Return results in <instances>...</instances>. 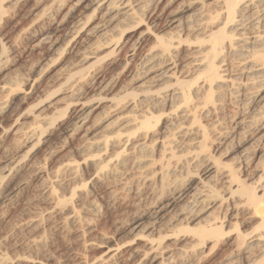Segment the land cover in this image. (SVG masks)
Here are the masks:
<instances>
[{"label": "bare ground", "instance_id": "obj_1", "mask_svg": "<svg viewBox=\"0 0 264 264\" xmlns=\"http://www.w3.org/2000/svg\"><path fill=\"white\" fill-rule=\"evenodd\" d=\"M31 36L36 76L15 68ZM0 120L12 136L0 180L13 152L55 160L33 170L51 216L67 210L65 224L82 227L135 204L115 222L127 239L98 264H203L219 251L213 264H264V0H0ZM13 261L0 250V264Z\"/></svg>", "mask_w": 264, "mask_h": 264}, {"label": "rangeland", "instance_id": "obj_2", "mask_svg": "<svg viewBox=\"0 0 264 264\" xmlns=\"http://www.w3.org/2000/svg\"><path fill=\"white\" fill-rule=\"evenodd\" d=\"M18 9H16L15 11H17ZM14 11V14L16 15V16H18L17 17V19L18 20H20L21 22H25L26 21V15L24 16L23 14H25V11H23V12H21V11H17V14H16V12ZM19 12V13H18ZM19 14V15H18ZM9 30V31H8ZM7 32L10 34V33H12V31H11V28L9 27V29H7ZM10 35H12V34H10ZM29 38H33L32 36L31 37H29ZM30 40H31V42H30ZM34 40V41H33ZM26 41H28V39L27 38H23L22 40H20L19 41V44H20V42H21V45H19V47L22 49V50H20V48L18 49V46H17V48H16V51H15V60H16V66H15V68H18L19 67V70L20 71H23V73L25 74L26 73V75H32V76H36V74H32L31 73V69L33 68V66L35 65L34 63V61H36L37 62V60H38V58L40 57V55L42 56V51H39V50H37V51H34L33 49H32V46L34 45V42L36 41V38L34 37L33 39H29V41L28 42H26ZM27 45H25V44ZM29 43H31V44H29ZM24 44V45H23ZM33 44V45H32ZM30 47V48H29ZM25 50V51H24ZM21 52H22V55H21ZM39 52V53H38ZM37 53H38V55H37ZM41 53V54H40ZM35 54V55H34ZM18 55V56H17ZM21 55V56H20ZM16 56H17V58H16ZM38 57V58H37ZM31 58V59H30ZM19 60V61H18ZM28 60V61H27ZM26 61V62H25ZM32 62V63H31ZM18 63V64H17ZM20 64V65H19ZM24 64V65H23ZM23 68V69H26V71L25 70H23V69H20V68ZM25 67V68H24ZM29 69H30V71H29ZM57 69H58V66H55L54 68H51V69H45L46 70V72H45V70H43L42 72V77L44 78V79H46V78H48V77H51L56 71H57ZM28 70V71H27ZM25 71V72H24ZM27 72L29 73V74H27ZM31 73V74H30ZM49 73V74H48ZM46 74V75H45ZM61 119L62 118H60L59 119V121H61ZM2 123V124H1ZM3 125V126H2ZM10 124H8L7 122L6 123H4V122H1V120H0V134L1 135H3V136H1L0 135V138H6V139H1L0 140V146L2 145V144H4L3 142H7V141H9V139H11L12 138V136L11 135H8L7 133H4V132H1V131H3V128H5L6 126L8 127ZM54 126H55V128H54ZM53 127H51L45 134H44V136H46V137H49V138H51V141H50V145H52V147H58V146H60V144L62 143V139H60V138H56V137H58L57 135H58V131H57V129L56 128H58V126H57V124L56 125H54ZM57 126V127H56ZM2 127V128H1ZM56 129V130H55ZM52 130H54V133H53V131ZM52 131V132H51ZM56 132V133H55ZM4 133V134H3ZM48 134V135H47ZM52 134V135H51ZM4 136H7V137H4ZM52 139H54V140H52ZM55 139L57 140V141H55ZM5 140V141H4ZM58 140H59V142H58ZM55 143H57V144H55ZM59 144V145H58ZM32 151V152H31ZM36 151V150H35ZM34 150H30V151H25L26 152V154L24 155L23 153H25V152H23V153H19V154H17V153H15V152H13V155H12V158L14 159V161H16V162H20L19 164L18 163H16L17 165H15V168L13 169V171H12V173L10 174V176L8 177L7 176V178L5 177V178H2L1 180H0V184H1V182H2V185H3V187L4 188H8L9 187V185H12V186H10V187H13L14 188V186H16V185H20V186H22L23 188H24V190H23V192L24 191H26V192H24V195H23V192H22V195L24 196V198H23V196H21V198L19 199V198H16L15 196H14V192H12V189L13 188H11L10 190H7V189H5L4 190V188L3 187H1L2 185H0V188L2 189V191H3V193H0V194H2L1 196L2 197H0V209H1V211H2V213L0 212V217L2 218L1 219V221L2 220H5V221H2V222H0V230L2 231V232H0V250L7 256V257H9V259L10 260H14L15 259V261H13V263L14 264H16L18 261V263L17 264H20V263H22V264H81V262H82V264H98L101 260H103V259H105V260H107L108 258H110L112 255V251H113V249H114V246H115V244L114 243H120V242H122L123 240H125V239H127V237L128 236H126L125 234H123V233H120L119 231H116L117 230V228H118V224L117 223H115L116 221H117V219L119 218H122L123 216H122V214H121V209H123V208H125L126 206L127 207H132L133 208V206L135 207V204H133L132 203V205H129V203H130V201H127L126 200V202L123 200H120L119 201V203L121 204H117L118 206H116L117 207V210H114V212H110V214L109 213H107L106 211H104L100 216L102 217V218H100V216H97V217H94V216H92L91 215V213H89V215L87 216V214H86V216H84V217H86L88 220H86V221H88V222H84L82 225L84 226V228H82L81 227V225L80 226H78V225H72V224H70V223H68V225H67V223L65 224V221H63L64 219H65V212L66 213H68L69 211H64V212H57V213H55V214H53V216H51L50 215V213H49V211H47V209H49V207H45V205H48V203H47V201H45L46 200V196H45V192H46V190H45V188L43 187V186H41V183H40V180H39V178L35 175L36 174V172H35V174H34V171L36 170V168L37 167H39L42 163H43V161L45 160V161H47V162H45L44 161V163L43 164H47V168H52L54 165V163H55V160L50 156V157H48L49 155H48V152L47 151H45V149H43L42 150V152H43V154H41L42 152H41V150H37V152H35ZM35 152V153H34ZM40 152V153H39ZM21 154H22V156H21ZM31 154V155H30ZM36 154V155H35ZM17 155V156H16ZM23 155H24V157H23ZM32 155H34V156H32ZM38 155V156H37ZM27 157V158H26ZM28 157H30V158H28ZM48 157V158H47ZM52 158V159H51ZM18 159H20V160H18ZM36 159H37V161H36ZM39 159V160H38ZM26 160V161H25ZM29 160V161H28ZM50 160V161H49ZM23 161H25V162H23ZM38 164V165H36L35 164V162ZM40 161V162H39ZM23 162V163H22ZM31 162H32V165H31ZM42 162V163H41ZM50 162V163H49ZM52 162V163H51ZM54 162V163H53ZM25 163H27L26 165H25ZM28 163H30V164H28ZM35 164V166L33 167V165ZM39 163H41V164H39ZM23 166V167H22ZM31 166V167H30ZM21 169H20V168ZM28 167H30V168H28ZM19 168V169H18ZM29 170V171H28ZM34 170V171H33ZM14 171H16V172H14ZM21 171V172H20ZM24 171V172H23ZM25 171H26V173H25ZM33 171V172H32ZM23 172V173H22ZM20 173V174H19ZM34 175H33V174ZM16 174H18V175H16ZM14 175V176H13ZM16 176V177H15ZM21 178H20V177ZM11 177V178H10ZM18 177V178H17ZM31 177V178H30ZM20 178V179H19ZM37 178V179H36ZM9 179V180H8ZM10 179H11V181H10ZM15 179V180H14ZM18 181H17V180ZM25 180V181H23V180ZM6 180V181H5ZM8 180V181H7ZM27 180H28V182H27ZM30 180H31V182H30ZM5 181V182H4ZM16 181V182H15ZM22 183H21V182ZM10 182V183H9ZM12 182V183H11ZM24 182V183H23ZM27 182V183H26ZM36 182H38L37 184H39L40 186H41V188H40V186L39 185H37L36 184ZM4 183V184H3ZM9 183V184H8ZM21 183V184H20ZM33 185H32V184ZM24 185V186H23ZM26 185H27V189L25 188L26 187ZM30 185V186H29ZM6 186V187H5ZM40 188V189H38V188ZM29 189V190H28ZM31 189V190H30ZM1 191V190H0ZM1 191V192H2ZM5 191V192H4ZM9 191V192H8ZM37 192H38V196H37ZM40 192H42V194H40ZM98 192H99V194H97L98 196H97V198L101 201V199H100V197H101V194H102V192L101 191H99L98 190ZM9 193H11V194H9V196H8V194ZM30 193L32 194V195H30ZM5 194V195H4ZM149 193H147V199H149V200H151L152 198H151V195L149 194ZM14 197H13V196ZM26 195H28V196H26ZM40 195V196H39ZM42 195V196H41ZM6 196V197H5ZM32 196V197H31ZM44 196V197H43ZM100 196V197H99ZM103 196V195H102ZM8 197H10V198H8ZM29 197V198H28ZM30 197H31V201H30ZM39 197V198H38ZM8 198V199H7ZM11 198H12V201H11ZM2 199V200H1ZM4 199V200H3ZM16 199V200H15ZM24 199H27V200H24ZM29 199V200H28ZM32 199H34V200H32ZM44 199V200H43ZM78 202H79V205L81 204V202L78 200V199H76ZM74 201V203H77V201ZM3 201V202H2ZM5 201H7V202H5ZM13 201H14V203H13ZM27 201V202H26ZM28 201H30V203L28 204ZM44 202V203H43ZM47 204H46V203ZM124 202V203H123ZM128 202V203H127ZM21 203V204H20ZM27 203V204H26ZM73 203V204H74ZM45 204V205H44ZM4 206V207H2V206ZM21 205V206H20ZM23 205H25L26 207L29 205V207H27V208H24L25 206H23ZM30 205H31V208H30ZM75 206H77L76 204H74ZM78 205V206H79ZM20 206V207H19ZM49 206V205H48ZM122 206V207H121ZM125 206V207H124ZM4 208V209H2V208ZM119 207V208H118ZM22 208H23V210L24 211H26V212H24L23 213V210H22ZM45 208V209H44ZM47 208V209H46ZM121 208V209H120ZM38 209V210H37ZM29 210V211H28ZM120 210V211H119ZM17 211V212H16ZM19 211V212H18ZM35 211V212H34ZM40 211V212H39ZM45 211H47V212H45ZM27 212H29V214L30 215H32V216H30ZM37 212H39V213H37ZM45 212V213H44ZM34 213V214H33ZM120 214V215H118V214ZM23 214V215H22ZM37 214V215H36ZM49 214V215H48ZM64 214V215H63ZM105 216H107V218L106 217H104V215ZM6 215V216H5ZM27 215V216H26ZM49 217H48V216ZM54 215L55 216H57L56 218L54 217ZM84 215V214H83ZM103 215V216H102ZM118 215V216H117ZM5 216V217H4ZM29 216V218H31V219H37V217L38 218H41V219H43L42 221H41V224H40V226H39V230L40 231H38V229H34V227H29L28 225H26V223H27V221L29 220V218H27ZM35 216V217H34ZM41 216V217H40ZM44 216V217H43ZM117 216V217H116ZM5 219H4V218ZM22 217H23V219H22ZM28 219V220H26V218ZM52 217V218H51ZM53 217H54V220H56V219H59V221L58 220H56V221H54V220H51V219H53ZM91 217V218H90ZM93 217V218H92ZM99 217V218H98ZM113 217V218H112ZM116 217V218H115ZM46 218H47V220H46ZM61 218V219H60ZM96 218H98V219H101V220H99V221H97L98 219H96ZM11 219V220H10ZM24 219L26 220V221H24ZM50 220V222H49V220ZM95 219V221L96 222H94V224H93V221L92 220H94ZM104 219V220H103ZM112 219V220H111ZM19 222H18V221ZM61 220V221H60ZM9 221H10V223H9ZM16 221H17V223H16ZM22 221V222H21ZM53 221V222H52ZM5 222V223H4ZM14 222V223H13ZM23 222H25V223H23ZM46 224H45V223ZM48 222V223H47ZM92 222V223H91ZM110 222V223H109ZM8 223H9V225H8ZM13 223V224H12ZM53 223V224H52ZM55 223H57V224H55ZM109 223V224H108ZM111 223H113V225L111 224ZM3 224V225H2ZM7 226H6V225ZM17 224V225H16ZM52 224V225H51ZM62 224H64V225H62ZM85 224V225H84ZM93 224V225H92ZM117 224V225H116ZM23 225H25V226H23ZM56 225V226H55ZM67 227H66V226ZM92 227H91V226ZM116 225V226H115ZM1 226H2V228H1ZM9 226H12V227H14V228H10ZM20 226V227H19ZM54 226V227H53ZM61 228H60V227ZM70 226H71V229L70 230H72V229H74V230H72V231H70L69 230V228H70ZM96 226H97V228H96ZM112 226V227H111ZM16 227V228H15ZM21 227H22V229H21ZM25 227V228H24ZM45 227V228H44ZM90 227V228H89ZM114 227H115V229H114ZM249 226H247L246 228H244L245 230H248V231H250V229L248 228ZM8 228V229H7ZM18 228V229H17ZM34 230H33V229ZM47 228H49V229H47ZM56 228V229H55ZM60 228V229H59ZM78 228V229H77ZM94 228V231L92 230ZM5 229L7 230L5 233L3 232V231H5ZM15 229V230H14ZM30 231H29V230ZM48 231H47V230ZM50 229H52V230H50ZM75 229H76V232H75ZM86 229H88V230H86ZM92 230V231H90V230ZM114 229V230H113ZM9 230V231H8ZM18 230V231H17ZM23 230V231H22ZM47 231V232H45V231ZM55 230V231H54ZM81 230V231H80ZM86 230V231H85ZM13 231V232H12ZM14 231H15V233H14ZM19 232V233H17V232ZM28 231V232H27ZM35 231V232H34ZM38 231V232H37ZM52 231V232H51ZM79 231V232H78ZM9 232V233H8ZM11 232V233H10ZM21 232V233H20ZM24 232V233H23ZM33 232V233H32ZM85 232H86V234H85ZM14 233V234H13ZM84 233V234H83ZM108 233V234H107ZM5 234V235H4ZM11 234V235H10ZM34 234V235H33ZM43 234H44V236H43ZM83 234V235H82ZM100 234L101 235H103V236H100ZM105 234H107V235H105ZM10 235V236H9ZM15 235V238H16V240L14 239V236ZM25 235V236H24ZM27 235V236H26ZM31 235V236H30ZM42 237H40V236ZM85 235V237H83ZM105 235V236H104ZM17 236V237H16ZM19 236V237H18ZM35 236H36V238H35ZM108 236V237H107ZM122 236V237H121ZM4 237V238H3ZM7 237V238H6ZM33 237V238H32ZM38 237H40L39 239H37ZM46 237V238H45ZM83 237V238H82ZM100 237H102V238H100ZM18 238V239H17ZM117 238V239H116ZM124 238V239H123ZM6 239V240H5ZM12 239V240H11ZM29 239H30V241H29ZM33 239V240H32ZM101 239L103 240L104 239V241L102 242L101 241ZM110 239V240H109ZM121 239V240H120ZM5 240V241H4ZM9 240V242H7ZM18 240V241H17ZM20 240V241H19ZM40 240H42V241H40ZM116 240V242H114ZM2 241V242H1ZM39 241L40 242H42V243H39ZM47 241V242H46ZM108 241V242H107ZM13 242V243H12ZM23 242V243H22ZM31 242V243H30ZM37 242L39 243V244H37ZM102 244H101V243ZM4 243V245L2 246V244ZM16 243V244H15ZM17 243H19V244H17ZM45 243H46V245H45ZM100 243V244H99ZM143 241H136V245H138V246H142L143 245ZM7 244V245H6ZM9 244V245H8ZM13 244V245H12ZM22 244V245H21ZM34 244V245H33ZM26 245V246H25ZM37 245H38V249H35V248H37ZM40 245V246H39ZM41 245H42V247L43 246H46L45 247V251H44V247L42 248L41 247ZM48 245V246H47ZM95 245V246H94ZM111 245H113V246H111ZM11 246H15V247H11ZM24 246V247H23ZM9 247V248H8ZM23 247V248H22ZM27 247V248H26ZM31 247V248H30ZM3 248V249H2ZM5 248V249H4ZM12 248V249H11ZM19 248H21V249H19ZM40 248V249H39ZM42 248V249H41ZM107 248H109V249H107ZM112 248V249H111ZM7 249V250H6ZM11 249V250H10ZM30 249V251H28ZM111 249V250H110ZM21 250V251H20ZM25 250H27V251H25ZM33 250V251H32ZM43 250V251H42ZM107 250H109V251H107ZM5 251V252H4ZM8 251V252H7ZM37 251V252H36ZM41 251V252H40ZM16 252H17V254H18V252H19V255H17L16 254ZM26 253V254H25ZM34 253V254H33ZM104 253V254H103ZM111 253V254H110ZM23 254H25V255H23ZM28 254V255H27ZM32 254V255H31ZM36 254V255H35ZM73 254V255H72ZM75 254V255H74ZM221 254V252L219 251L217 254L215 253L213 256H210L209 257V260L207 259L203 264H209L210 262V264H213L214 263V261L219 257V255ZM16 255V256H15ZM31 255V256H30ZM76 255H78V256H76ZM11 256V257H10ZM13 256V257H12ZM27 256H29L28 258H27ZM35 258V260L33 259L32 260V258L33 257ZM70 256V257H69ZM103 256L105 257V258H103ZM108 256V257H107ZM24 257V258H23ZM211 257H213V258H211ZM22 258V260L23 261H21L20 259ZM25 258H27V259H29L30 260V258H31V261H29V262H26V261H24L25 260ZM70 258V259H69ZM79 258H82V259H80L79 260ZM86 258V259H85ZM211 258V259H210ZM16 259H18V260H16ZM101 259V260H100ZM37 260V262H35ZM76 260H78V261H76ZM83 260V261H82ZM95 260V261H94ZM100 260V261H99ZM126 259H124V260H121V261H119V262H115V261H109L107 264H126V262L124 263V261H125ZM213 260V261H212ZM21 261V262H20ZM72 261V262H71ZM76 261V262H75ZM80 261V262H79ZM40 262V263H39ZM43 262V263H42ZM75 262V263H74ZM84 262V263H83ZM122 262V263H121Z\"/></svg>", "mask_w": 264, "mask_h": 264}]
</instances>
